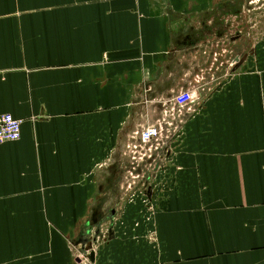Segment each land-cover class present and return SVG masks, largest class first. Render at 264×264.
Here are the masks:
<instances>
[{
	"label": "crops",
	"instance_id": "1",
	"mask_svg": "<svg viewBox=\"0 0 264 264\" xmlns=\"http://www.w3.org/2000/svg\"><path fill=\"white\" fill-rule=\"evenodd\" d=\"M4 114L0 264H264V0H0Z\"/></svg>",
	"mask_w": 264,
	"mask_h": 264
},
{
	"label": "built area",
	"instance_id": "2",
	"mask_svg": "<svg viewBox=\"0 0 264 264\" xmlns=\"http://www.w3.org/2000/svg\"><path fill=\"white\" fill-rule=\"evenodd\" d=\"M203 81L202 75L196 77L195 83L200 84ZM204 91L203 88L197 90H185L179 92L174 100L172 111L183 112L186 109L191 110L195 102L198 100V92ZM169 125V124H167ZM163 127L159 125L150 126L137 132L135 139L139 140V143H132L128 150L131 154L133 163L130 170V176L132 180H136V172L138 163H143L147 159L150 160L154 157L156 151L159 149V142L163 137ZM22 136V122L14 118L11 114H4L0 116V145L7 142H17ZM128 153V154H129Z\"/></svg>",
	"mask_w": 264,
	"mask_h": 264
},
{
	"label": "rangeland",
	"instance_id": "3",
	"mask_svg": "<svg viewBox=\"0 0 264 264\" xmlns=\"http://www.w3.org/2000/svg\"><path fill=\"white\" fill-rule=\"evenodd\" d=\"M259 29H261V27H259ZM195 80H196V78H195ZM198 83H196V85H197ZM199 85V84H198ZM178 94V93H177ZM176 94V95H177ZM175 95V96H176ZM175 96H174V98H175ZM167 116V115H166ZM167 118H164V119H162L160 122H158L159 124H166L167 123ZM166 126H167V124H166ZM167 130V127H165V131ZM165 137V136H164ZM161 141H167V140H165V139H162ZM161 141L159 142V144L161 145ZM128 156H129V159H130V167H132V163H133V160H132V157H131V154L129 153L128 154ZM148 160V159H147ZM135 176H137V174H135ZM129 182H133V180H132V178H131V176H130V174H129ZM136 188L138 189V186H136ZM135 188V186H133V192L136 190L137 191V189ZM132 190L130 189V192H131ZM142 205L144 206V208L146 209V207H147V205L146 204H144L143 203V201H142ZM144 209V210H145ZM152 209V208H151ZM102 226H104V225H102ZM101 226V228H98V231L96 232V233H86V234H83V236H82V240H81V243L82 244H80V246H77V248L78 247H80L79 249H76L75 250V260L76 261H85L87 264H93L92 262H90V260L88 259V255L90 254L89 252H87L86 250H85V248H86V246H87V244L89 243V242H93L94 243V245L95 244H101V245H103V244H105V240H104V237H105V232H104V227H102ZM91 234H93V235H91ZM94 237H95V239H96V243L94 242ZM105 238H107V237H105ZM95 251V250H94ZM96 253V252H95ZM95 263V262H94Z\"/></svg>",
	"mask_w": 264,
	"mask_h": 264
},
{
	"label": "water",
	"instance_id": "4",
	"mask_svg": "<svg viewBox=\"0 0 264 264\" xmlns=\"http://www.w3.org/2000/svg\"><path fill=\"white\" fill-rule=\"evenodd\" d=\"M93 247H94L93 242H89L85 248V250L90 253L87 257L90 260V262H92V263H94L95 259H96V253H95Z\"/></svg>",
	"mask_w": 264,
	"mask_h": 264
}]
</instances>
